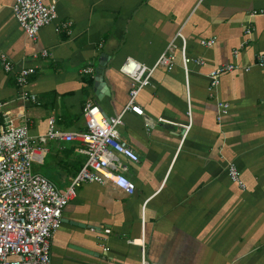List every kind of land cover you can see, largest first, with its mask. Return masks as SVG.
Returning <instances> with one entry per match:
<instances>
[{"label": "crops", "instance_id": "1", "mask_svg": "<svg viewBox=\"0 0 264 264\" xmlns=\"http://www.w3.org/2000/svg\"><path fill=\"white\" fill-rule=\"evenodd\" d=\"M14 1L0 0V55L14 65L11 74L0 65L4 129L27 125L37 139L54 118L62 132H83L88 101L108 118L126 107L132 83L120 67L127 58L152 67L172 44L177 57L173 70L159 67L140 92L144 115L127 111L119 129L140 156L124 160L135 193L84 184L51 238L52 264H264V67L255 65L264 52V0H43L56 2L57 19L33 40L14 16ZM65 23L68 34L57 31ZM179 33L187 56L203 66L190 63L186 72ZM100 64L109 88L101 98ZM229 64L242 69L223 74L210 91L208 73ZM23 67L36 70L28 85L36 103L21 98L16 74ZM87 67L94 73H83ZM217 101L230 104L220 121ZM79 145L60 138L41 145L34 173L66 189L87 160ZM231 162L245 190L230 181Z\"/></svg>", "mask_w": 264, "mask_h": 264}, {"label": "built area", "instance_id": "2", "mask_svg": "<svg viewBox=\"0 0 264 264\" xmlns=\"http://www.w3.org/2000/svg\"><path fill=\"white\" fill-rule=\"evenodd\" d=\"M12 11L25 35L31 40L38 36L42 28L57 19L55 1L46 4L43 0H15ZM70 30V23L57 29L64 34ZM247 34H250V30H247ZM178 35L183 41L181 61L186 72L190 63L203 66L205 62L201 58L187 56L186 40L181 33ZM214 41H203V44L210 47ZM172 45L152 67L132 58H127L121 65L120 72L130 78L132 85L127 105L116 117L108 118L99 105L88 101L83 108L86 124L83 132H62L56 128L54 118L48 121L47 133L37 139L30 136L27 125L11 129L0 126V264H52L51 238L62 225L65 207L77 197L84 184L111 183L128 195L135 193V183L124 174L127 170L124 160L138 163L140 156L127 144L119 129L124 124L123 117L127 111L144 115V110L136 100L140 92L150 85L154 72L159 67L168 70L175 67L177 57ZM42 55L48 56V51H43ZM238 56L239 52L235 51L234 57ZM0 65L7 74L14 71V65L6 54L0 55ZM255 65L264 67V52L256 55ZM239 69L242 68L238 64H229L211 70L208 73L209 90L215 91L219 87L223 74ZM250 69L246 67L244 71L249 72ZM83 73L93 74L94 68L87 67ZM35 74L33 67H23L16 74L21 98L33 103L37 100L28 91V85L29 79ZM216 106L217 119L220 121L228 114L230 104L217 101ZM146 126L149 128L151 124ZM57 138L79 143L77 151L87 158L84 167L71 178L64 190H59L46 177L33 171L35 152H42L41 145ZM228 176L233 184L242 190L246 189L240 170L233 162L228 165ZM91 230L95 231L94 228ZM104 232L111 234V229H105ZM103 250L107 252L109 248L105 246Z\"/></svg>", "mask_w": 264, "mask_h": 264}, {"label": "water", "instance_id": "3", "mask_svg": "<svg viewBox=\"0 0 264 264\" xmlns=\"http://www.w3.org/2000/svg\"><path fill=\"white\" fill-rule=\"evenodd\" d=\"M102 61H103V63L107 62V58L105 59V56H103ZM100 66L102 68L96 69L97 74L95 77V80H96V82H95V93H96L97 97H99V98H101L102 94L103 95L108 94V91H109V88L104 81V74L102 73V71H104L105 64H103V65L100 64ZM106 90H107V93H106Z\"/></svg>", "mask_w": 264, "mask_h": 264}, {"label": "trees", "instance_id": "4", "mask_svg": "<svg viewBox=\"0 0 264 264\" xmlns=\"http://www.w3.org/2000/svg\"><path fill=\"white\" fill-rule=\"evenodd\" d=\"M87 83H88L89 85H91V84H93V80H92V79H88V80H87Z\"/></svg>", "mask_w": 264, "mask_h": 264}, {"label": "rangeland", "instance_id": "5", "mask_svg": "<svg viewBox=\"0 0 264 264\" xmlns=\"http://www.w3.org/2000/svg\"><path fill=\"white\" fill-rule=\"evenodd\" d=\"M42 173V172H41Z\"/></svg>", "mask_w": 264, "mask_h": 264}]
</instances>
